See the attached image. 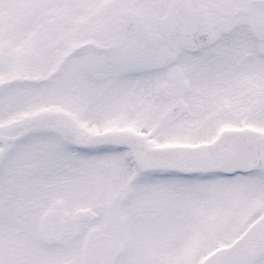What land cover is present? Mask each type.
Segmentation results:
<instances>
[{"label": "snow or ice", "instance_id": "snow-or-ice-1", "mask_svg": "<svg viewBox=\"0 0 264 264\" xmlns=\"http://www.w3.org/2000/svg\"><path fill=\"white\" fill-rule=\"evenodd\" d=\"M0 264H264V0H0Z\"/></svg>", "mask_w": 264, "mask_h": 264}]
</instances>
